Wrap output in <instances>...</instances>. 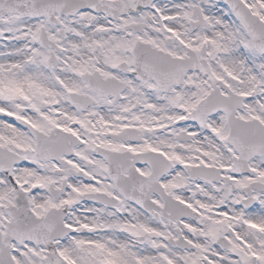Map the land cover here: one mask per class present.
<instances>
[{
  "label": "snow or ice",
  "instance_id": "obj_1",
  "mask_svg": "<svg viewBox=\"0 0 264 264\" xmlns=\"http://www.w3.org/2000/svg\"><path fill=\"white\" fill-rule=\"evenodd\" d=\"M0 264H264V0H0Z\"/></svg>",
  "mask_w": 264,
  "mask_h": 264
}]
</instances>
